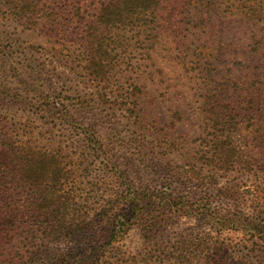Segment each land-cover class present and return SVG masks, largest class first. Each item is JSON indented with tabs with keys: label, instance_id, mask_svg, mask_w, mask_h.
<instances>
[{
	"label": "rangeland",
	"instance_id": "374dc122",
	"mask_svg": "<svg viewBox=\"0 0 264 264\" xmlns=\"http://www.w3.org/2000/svg\"><path fill=\"white\" fill-rule=\"evenodd\" d=\"M97 1L40 0L57 26L30 29L0 0V264H264V0H167L151 43L104 30L94 84L67 50Z\"/></svg>",
	"mask_w": 264,
	"mask_h": 264
},
{
	"label": "trees",
	"instance_id": "16d2710c",
	"mask_svg": "<svg viewBox=\"0 0 264 264\" xmlns=\"http://www.w3.org/2000/svg\"><path fill=\"white\" fill-rule=\"evenodd\" d=\"M8 5L9 11H12L13 15H19L24 18L26 22V28L38 29L40 27L57 26L56 19L58 15L56 14V8L46 6L42 9L40 5V0H4ZM167 0H99L96 6H91L87 10L92 12L90 18L85 22V29L82 30V42L83 48L78 52L67 50V56L72 58V61H83L82 68L84 72L90 77L91 83L96 84L100 78H103L108 68V61L111 60V47L110 43L105 36L102 35V31L120 28L125 23L130 22V25L141 27L146 36V41L151 43L152 39L156 36L157 22L161 26L159 20L163 19L162 14L168 12L170 7L167 5ZM80 8H74L76 14L79 12ZM42 11H45V15H42ZM93 18V19H92ZM139 24V25H138ZM136 28V29H137ZM51 31V29H47ZM110 56V57H109ZM109 57V58H108ZM107 60V61H106ZM101 68H104L101 70ZM96 86V85H95ZM85 100V98H83ZM134 104V103H133ZM207 118L214 125L218 124V120L221 118L222 114L220 111L214 112L209 110L207 112ZM254 137L264 140V127H257L254 132ZM218 137L214 135L209 143V161L214 162L217 167L227 166L228 161L221 159L220 154H225V157H229L227 154L231 151V148ZM264 149V146L262 147ZM49 156L48 152H42L40 156L36 158H29L21 165L20 171L31 170L36 173L33 176H25L23 172H19V175L30 181L33 187L39 190L40 177L39 173L43 170V163H45V158ZM47 164V163H46ZM218 164V165H217ZM52 173L57 174L61 168L58 165L50 166ZM43 196L41 197V200ZM39 200V201H41ZM233 224V223H229ZM234 225V224H233ZM205 243V250H215L212 245L215 246L216 242L211 241L210 237L203 239ZM223 250V249H222ZM211 251V252H213Z\"/></svg>",
	"mask_w": 264,
	"mask_h": 264
}]
</instances>
